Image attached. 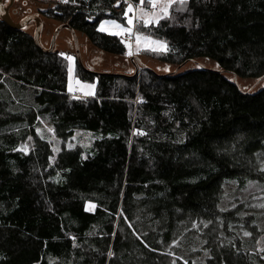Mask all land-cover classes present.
I'll list each match as a JSON object with an SVG mask.
<instances>
[{
  "label": "trees",
  "instance_id": "obj_1",
  "mask_svg": "<svg viewBox=\"0 0 264 264\" xmlns=\"http://www.w3.org/2000/svg\"><path fill=\"white\" fill-rule=\"evenodd\" d=\"M41 1L96 50L126 55L120 37L97 29L103 18L124 23L123 3ZM180 7L140 23L168 48L143 55L217 68L99 75L76 61L74 78L94 85L84 97L68 91L59 51L0 20V264H264V208L247 195L264 185V85L226 75L264 77V0ZM42 123L62 142L88 132L89 144L54 153Z\"/></svg>",
  "mask_w": 264,
  "mask_h": 264
},
{
  "label": "rangeland",
  "instance_id": "obj_2",
  "mask_svg": "<svg viewBox=\"0 0 264 264\" xmlns=\"http://www.w3.org/2000/svg\"><path fill=\"white\" fill-rule=\"evenodd\" d=\"M37 1L39 3H42L41 0H37ZM4 2L7 4L9 1L4 0ZM128 2L133 4V11L128 12L127 17L124 16V23H121L118 20H116V21L118 23H121L122 26H124V27H129V25L127 24V20L129 18H131L133 20V25H131L132 33H125L122 36H117V35H114V36L120 37L123 40L125 45H126V43L130 44L134 54L131 56H128V55L113 56V55L105 54L103 52L96 50L88 42L86 37L82 36L81 33L75 32L76 39H77V45H78L79 60L82 64V66L86 69L96 71V72H107V70H111L110 72H113V70H115V69L118 71L122 68V66L126 67V69L129 71V73H132L135 71V66H137L138 69L145 67V66H148V67H150V69H152L153 71L160 73V74L176 72L175 71L176 67H174L172 65L161 63L160 61L154 60L150 57H146L147 55L144 56L143 53H146L149 50H146L143 47V45L141 46V50L139 51V53L135 52V49L137 47L135 33H136L138 27L140 26V23H142V19L140 20L139 23L137 22V19H136L137 14H138V8L144 7L145 11H149L151 9V6L147 5L146 3H145V5L140 6L139 0L136 2H134L132 0H128ZM10 3L15 4L17 6L21 5L20 0H17V1L13 0ZM121 3L124 4V12H125V10L127 8V4L125 3V0H121L120 4ZM176 4H177V6H180V4H178V3H176ZM114 5H116V1H115ZM118 6H114V7H118ZM42 12L43 11H39L37 8H31V9H29L27 15L33 14V15H37L41 18L43 26H42V32L40 34V43L43 42V44L41 43V45L45 48H48L49 43H50V38H51L53 31L58 29L61 25L65 24L67 22L48 18V16ZM23 13H25V12L22 11L21 14H23ZM21 17L22 16L20 14H18V15L11 17V18L13 19V21L17 22ZM109 20H115V19L103 18V19L99 20L97 23V29L100 32L109 34L108 31H101L100 30L101 23L103 21H109ZM104 27L106 29L111 28L110 25H104ZM23 30L30 33L32 36L33 31H34V23L30 22ZM141 34H143V33H141ZM109 35H111V34H109ZM143 35L149 37L146 34H143ZM151 39H153V38H151ZM153 40H155V39H153ZM126 49L128 51V48H126ZM55 50H58L60 53H66L68 55H71L74 58L73 61L71 62L72 67H73V72H74V64L77 61L76 57H75V46H74L72 35L67 28H62L58 32L56 39H55ZM144 50H146V51H144ZM69 63L70 62L68 61V67H69ZM141 65H143V66H141ZM198 66L217 68L216 64H214L210 61L199 59L195 62L185 63L184 65L180 66L178 69H180V71H183L185 69L192 68V67H198ZM113 73H117V72H113ZM226 75L229 77V79L234 80L233 75H231V74H226ZM67 78H68V75H67ZM73 78H74V76H73ZM75 79L76 78H74V80ZM235 79H236V82L238 83V85L241 86L242 88H245V89H247V88H258V87L264 85V77H262L258 80H245V79H239V78H235ZM67 89H68V82H67ZM93 90H94V88L91 91L93 92ZM74 92L80 93L82 97L88 96V95H84V93L82 91H80L78 88H76L75 85H74V90L71 93L73 94ZM74 96H75V94H74ZM76 97H80V96L78 95ZM49 128L52 129L51 126H49L45 123H42L41 125H39L36 128V132H37V129H40V133L38 135L40 137L43 136L42 139H44L48 143H50L54 153L59 152L63 148H70L69 145H71V147H72L74 145L86 146L89 144V140H90L91 136L89 135L88 132L76 131L74 133V135L72 136V138L62 142L60 139H58L55 136L53 131L52 132L48 131ZM29 146H30V142H28L26 144H20L19 149H20V151H26ZM54 148L58 149V151H54ZM249 194H257L259 198L256 201V204L259 207H261L260 205H264V185H262V184L258 185L255 183H251L247 189V195H249ZM88 209L89 210L92 209V206L88 205ZM258 245H259L258 248H261L262 246H264V233L258 238Z\"/></svg>",
  "mask_w": 264,
  "mask_h": 264
},
{
  "label": "snow or ice",
  "instance_id": "obj_3",
  "mask_svg": "<svg viewBox=\"0 0 264 264\" xmlns=\"http://www.w3.org/2000/svg\"><path fill=\"white\" fill-rule=\"evenodd\" d=\"M60 2L65 3V4H67L69 2L76 4L77 0H60ZM120 2H121V0H116V5H114V6H118L120 4ZM125 3L127 4V8H126L125 12L123 13V15L125 17H127L128 12L133 11V4L129 3L128 0H125ZM145 3L147 5H150L151 9L149 11H145L144 7H139L136 19H137L138 23L142 19L143 26L148 27L149 25L158 24L159 20L162 18H168L169 17V10H170L171 6L175 3H178L181 5V7L178 9L179 11H184V6L187 5V0H139L140 6L145 5ZM172 18L174 19V17H172ZM127 24L129 25V27L122 26V24L118 23L116 20L103 21L101 23L100 30L101 31H108L109 34H111V35L122 36L125 33H132L131 25H133V20L131 18H129L127 20ZM104 25H110L111 28L106 29L104 27ZM135 37H136V45H137V47L135 49L136 53H139L142 45L146 50L153 51V52H161V51L166 52L168 50L166 42L160 41V40H153L150 37L144 36L143 34H141L139 32V29H137V31L135 33ZM125 46H126V48H128V51L125 54L128 56L133 55L134 52L131 48V45L126 43ZM59 55H61L62 57H64L66 60H68L70 62L69 67H68V91L72 92L74 90V85H75L76 88H78L80 91H82L84 93V95L93 94L91 91L94 88L93 84L83 83L79 79L74 80V78H73V67H72V63H71L74 58L71 55H68L66 53H60ZM48 131L52 132L53 130L51 128H49ZM37 133L38 134L40 133V129H37ZM139 134L144 135L145 133L143 131H140ZM41 138H43V136H41ZM29 139H31V137H29ZM69 147H71V145H69ZM54 151H58V149L54 148ZM262 170H264V168H262ZM260 206L264 207V205H260ZM233 207H235V205H233ZM122 214L123 213H121V215ZM193 227H195V224H193ZM244 235L250 236L251 233L246 231V232H244ZM173 243H176V241H173ZM260 250L264 251V249H260ZM109 255H111V253H109Z\"/></svg>",
  "mask_w": 264,
  "mask_h": 264
},
{
  "label": "water",
  "instance_id": "obj_4",
  "mask_svg": "<svg viewBox=\"0 0 264 264\" xmlns=\"http://www.w3.org/2000/svg\"><path fill=\"white\" fill-rule=\"evenodd\" d=\"M11 1L12 0H10V2ZM10 2L8 5H5L3 3V0H0V20L3 21L10 28L16 29V30H23L30 22H33L34 23V31H33L32 38L34 40L35 45L40 50H42L44 53H51L55 50V39H56L58 32L62 28H67L70 31L72 38H73V42H74V46H75L76 60H77L78 64L85 71H89V72L99 74V75L100 74H115V75H123V76H133V75H136L138 73V67L137 66H135V71L131 75H126V74H122V73H113V72H96V71H92V70L84 68L82 66L80 60H79L78 45H77V39H76L75 31L68 25V23L63 24L58 29L54 30L52 35H51V38H50L49 47L48 48L43 47L40 43V34L42 32V26H43L41 18L37 15L29 14V15L22 17L17 22L13 21V19L11 18L12 16L10 15L11 13L9 11V8L11 6ZM141 66H143V65H141ZM179 67L180 66H177L175 71H177ZM234 80H235V76H234Z\"/></svg>",
  "mask_w": 264,
  "mask_h": 264
},
{
  "label": "crops",
  "instance_id": "obj_5",
  "mask_svg": "<svg viewBox=\"0 0 264 264\" xmlns=\"http://www.w3.org/2000/svg\"><path fill=\"white\" fill-rule=\"evenodd\" d=\"M26 3H28V5H30V7L32 8H37L39 11H47L48 9H52V6L47 4V3H39L37 1H33V0H26ZM83 36V35H82ZM43 44V42H41ZM58 51V50H57ZM111 70H107V72H110ZM113 72H117V73H122V74H126V75H131L132 73H129V71L126 69V67L122 66V68L120 70H113Z\"/></svg>",
  "mask_w": 264,
  "mask_h": 264
},
{
  "label": "flooded vegetation",
  "instance_id": "obj_6",
  "mask_svg": "<svg viewBox=\"0 0 264 264\" xmlns=\"http://www.w3.org/2000/svg\"><path fill=\"white\" fill-rule=\"evenodd\" d=\"M8 1L10 2V0H8ZM12 1H13V0H12ZM16 1H17V0H16ZM20 1H21V5H19V6L15 5V4H11V6H10V8H9V11H10L12 17L15 16V15H18V14H20V15L23 17V16L27 15L29 9L32 8V7H30V5H28V3H26V0H20ZM9 2L6 4V3L4 2V0H3V3H4L5 5H8ZM22 6H23V7H22ZM22 11H24L25 13L21 14ZM22 17H21V18H22ZM21 18H20V19H21Z\"/></svg>",
  "mask_w": 264,
  "mask_h": 264
},
{
  "label": "built area",
  "instance_id": "obj_7",
  "mask_svg": "<svg viewBox=\"0 0 264 264\" xmlns=\"http://www.w3.org/2000/svg\"><path fill=\"white\" fill-rule=\"evenodd\" d=\"M49 1H52V2H54V3H59V4H62V5H71V4H73V3H71V2H69V3H67V4H65V3H61L60 0H49ZM52 8H53V6H52ZM74 94H75V96H78V95H79L80 97H82L81 94L78 93V92H74L73 95H74Z\"/></svg>",
  "mask_w": 264,
  "mask_h": 264
}]
</instances>
